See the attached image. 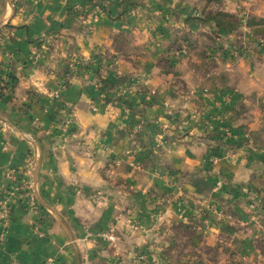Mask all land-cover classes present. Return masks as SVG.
I'll use <instances>...</instances> for the list:
<instances>
[{
	"label": "crops",
	"instance_id": "0c3cea01",
	"mask_svg": "<svg viewBox=\"0 0 264 264\" xmlns=\"http://www.w3.org/2000/svg\"><path fill=\"white\" fill-rule=\"evenodd\" d=\"M130 2L0 0V206L20 194L0 264H168L152 222L184 223L178 201L242 215L243 189L264 197V60L198 80L196 48L167 62L192 3Z\"/></svg>",
	"mask_w": 264,
	"mask_h": 264
},
{
	"label": "rangeland",
	"instance_id": "374dc122",
	"mask_svg": "<svg viewBox=\"0 0 264 264\" xmlns=\"http://www.w3.org/2000/svg\"><path fill=\"white\" fill-rule=\"evenodd\" d=\"M186 1L192 4L188 10L190 13H185L186 18L183 25L185 31L184 34H176L179 37L176 43L181 41L185 45L174 43L173 47L169 48L170 59L167 61L168 64L173 58L177 59L188 49L195 50L196 48L199 55L203 56L202 60L197 63L199 80L204 78L201 75L208 77V71H215V69L223 66L229 68V65H231V69L232 67L236 69H253L252 65L259 64L256 62L264 60V0H231V10L226 13L231 15L236 22L237 30L229 33L218 32L214 24L205 25L200 21L204 20L209 12H222L226 9L224 8V0ZM142 2L143 0L130 2L129 6L132 7L130 11L136 13L135 6ZM96 6L99 8V5ZM126 6V9H128V5ZM130 11L129 13L132 15ZM172 15L177 16L175 11ZM193 25L197 27L196 30H192L193 27L191 26ZM189 36H199L204 40L201 44L196 41L197 44L194 43L196 46ZM246 54L249 57L244 59ZM256 56H258L257 61H255ZM103 96L106 98L105 94ZM219 142L222 141L217 140L216 142L221 149L223 146ZM226 146H235L234 148H236L238 144L234 145V143L230 144L228 142ZM133 167L137 172L143 170L142 165ZM158 170L163 171L164 169L158 168ZM161 173L155 174V177L161 180V183L171 185L172 182H177L169 177L165 179L164 175L162 176L164 173ZM183 177L185 179V175ZM217 186L222 188L223 185L219 183ZM28 187L30 185L25 186L24 189H29ZM30 191L32 194V189ZM242 192L245 194L242 198L243 202L248 207L247 211L243 210L242 215H239L240 206L238 205L231 207L230 211H223L211 202H207V204L203 202L199 206L196 204L183 206L178 201L182 211L186 214L183 219L184 223H174L168 231L169 229L166 228L165 224L159 221L161 217L158 216L157 220L153 219L152 223L156 229L155 231L159 232L162 229L161 232L171 244L165 253L160 255L161 259L168 262V264H264V197L260 198L259 194L254 195L247 189H243ZM14 193L16 201L13 205L20 198L19 193L16 191ZM98 193L94 197L102 200L103 194ZM31 196V207L35 208L37 204L33 195ZM261 199L262 201L259 202ZM163 202H165V198L164 201L163 199L158 201V205L163 206ZM47 213L61 224L60 220L62 219H60L59 213L55 210L47 211ZM39 226V228H42L41 223ZM37 235L40 236V234ZM42 235L44 236L43 232ZM82 258L83 254L81 260H83ZM12 262H16V260H12Z\"/></svg>",
	"mask_w": 264,
	"mask_h": 264
},
{
	"label": "trees",
	"instance_id": "16d2710c",
	"mask_svg": "<svg viewBox=\"0 0 264 264\" xmlns=\"http://www.w3.org/2000/svg\"><path fill=\"white\" fill-rule=\"evenodd\" d=\"M200 21H202V23L205 25L214 24L215 29H217L218 32H228L229 33V32L237 30L236 22L233 20L231 15L223 11L222 12L221 11L209 12L207 17L204 20H200ZM250 25L251 24L249 23V26ZM99 83L103 85L102 91H105V88H107V86L109 85V83L105 80H100ZM5 87H9V84L8 83L5 84ZM107 99H110V97L107 96ZM124 103L132 107V104H130L131 102L124 101Z\"/></svg>",
	"mask_w": 264,
	"mask_h": 264
},
{
	"label": "built area",
	"instance_id": "2783aa9c",
	"mask_svg": "<svg viewBox=\"0 0 264 264\" xmlns=\"http://www.w3.org/2000/svg\"><path fill=\"white\" fill-rule=\"evenodd\" d=\"M96 1V0H94ZM96 3V2H95ZM104 98V96H103ZM16 201V195L14 192L9 193V197L1 203L0 209L3 210L4 212H6L7 210H10L13 203ZM7 213V212H6ZM4 221L7 222L6 218H2ZM8 226V224H5L4 229H6V227ZM36 233L40 234V236H42L41 231L38 229V227H36ZM103 238L105 240H107L110 243H116L117 242V236H116V228L114 227V225H112V227L109 229V231H107L104 235ZM5 239V231L2 230L0 232V244L4 241ZM12 264H18V262H13ZM45 264H53V262L48 261Z\"/></svg>",
	"mask_w": 264,
	"mask_h": 264
}]
</instances>
